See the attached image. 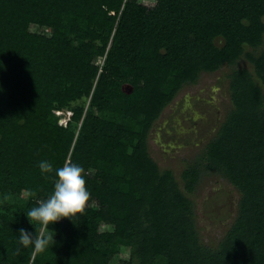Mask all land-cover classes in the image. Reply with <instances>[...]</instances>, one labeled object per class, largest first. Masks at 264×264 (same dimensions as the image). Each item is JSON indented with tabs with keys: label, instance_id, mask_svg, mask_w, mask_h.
<instances>
[{
	"label": "trees",
	"instance_id": "1",
	"mask_svg": "<svg viewBox=\"0 0 264 264\" xmlns=\"http://www.w3.org/2000/svg\"><path fill=\"white\" fill-rule=\"evenodd\" d=\"M243 55L254 68L231 70L232 109L182 189L150 132L184 84ZM44 159L79 163L90 191L35 251L17 236L53 189ZM203 167L240 192L217 246L190 196ZM24 191L0 202V264H111L123 247L120 264H264V0H0V196Z\"/></svg>",
	"mask_w": 264,
	"mask_h": 264
},
{
	"label": "rangeland",
	"instance_id": "2",
	"mask_svg": "<svg viewBox=\"0 0 264 264\" xmlns=\"http://www.w3.org/2000/svg\"><path fill=\"white\" fill-rule=\"evenodd\" d=\"M152 5L154 0H141ZM34 29L35 26H32ZM251 50V49H250ZM234 67L253 70V63L243 55L233 64L214 71H202L195 81L183 85L176 97L164 108L149 135V151L162 169H171L184 189L183 170L198 159L205 144L215 136L232 109L229 74ZM60 123L67 124L71 110H59ZM193 200L195 219L201 240L217 246L231 227L238 210L240 192L221 173L203 167ZM28 192L14 194L0 202L24 200ZM130 248L123 247L111 264H120L130 257Z\"/></svg>",
	"mask_w": 264,
	"mask_h": 264
},
{
	"label": "clouds",
	"instance_id": "3",
	"mask_svg": "<svg viewBox=\"0 0 264 264\" xmlns=\"http://www.w3.org/2000/svg\"><path fill=\"white\" fill-rule=\"evenodd\" d=\"M39 168L41 174L54 171L53 189L45 199L24 211L35 226V232L22 227L17 236L21 246H31L35 251H43L56 243V230L50 225L65 217L74 219L77 210L85 206L90 191L84 169L79 163L65 162L63 166L54 168L50 161L44 159L39 162Z\"/></svg>",
	"mask_w": 264,
	"mask_h": 264
}]
</instances>
